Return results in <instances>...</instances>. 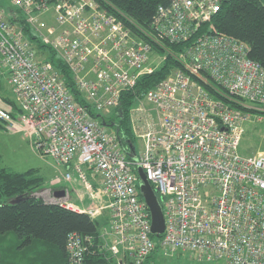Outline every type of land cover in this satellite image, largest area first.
Wrapping results in <instances>:
<instances>
[{"label":"built area","instance_id":"2783aa9c","mask_svg":"<svg viewBox=\"0 0 264 264\" xmlns=\"http://www.w3.org/2000/svg\"><path fill=\"white\" fill-rule=\"evenodd\" d=\"M219 5L159 3L137 33L103 0H0V91L9 92L0 94L2 126L22 131L42 156L64 164L63 178L74 172L83 182L89 203L56 202L106 223L114 264H141L156 245L198 260L264 264V152L238 149L244 122L264 120V67L247 54L246 42L209 30ZM180 42V65L130 107V121L143 118L145 128L129 156L117 130L105 131L113 121L103 114L164 60L165 43ZM48 50L85 102L67 88ZM137 165L161 199L164 229L157 235ZM86 238L67 233L66 264H84Z\"/></svg>","mask_w":264,"mask_h":264},{"label":"trees","instance_id":"16d2710c","mask_svg":"<svg viewBox=\"0 0 264 264\" xmlns=\"http://www.w3.org/2000/svg\"><path fill=\"white\" fill-rule=\"evenodd\" d=\"M168 2L169 0H103L107 8L115 11L137 33L140 28L149 26L157 5ZM207 24L212 25L209 30L224 32L246 42L247 54L264 67V0H220L219 8L211 15ZM164 45V60L151 72L141 74L133 89L121 93L120 101L110 119L117 122L113 127L125 149L136 138L132 131L129 110L137 95L154 85L173 67L180 65L174 55L177 49L182 48L183 43ZM46 52L73 96L85 102L66 65L50 50ZM209 83L212 84L210 80ZM205 86L211 90L210 84ZM236 105L244 107L239 103ZM35 181H39L38 177L30 176V172L0 168V235L12 232L18 237L19 243L28 242L29 250L32 249L29 254L34 260L33 263L66 264V236L68 232L75 230L87 237L84 264H114V258L103 244L97 218L85 211L57 202H47L41 196L29 193L30 189L26 188ZM157 197L160 202V197ZM157 247L158 245L141 264H150Z\"/></svg>","mask_w":264,"mask_h":264},{"label":"rangeland","instance_id":"374dc122","mask_svg":"<svg viewBox=\"0 0 264 264\" xmlns=\"http://www.w3.org/2000/svg\"><path fill=\"white\" fill-rule=\"evenodd\" d=\"M155 58V57H154ZM0 94L9 95L6 89H2ZM0 105L6 106L4 102L0 100ZM148 105V103L146 104ZM115 106L107 107L106 113L103 114L106 120H110L114 114ZM146 121L148 123L154 120L155 112L149 110L145 112ZM132 131L135 140L132 142L135 151L141 147V138L136 136L137 133L145 128L143 125V118L141 120L134 119ZM115 126V125H114ZM105 131H113L115 129L113 125H104ZM115 131V130H114ZM135 132V133H134ZM136 134V135H135ZM239 151L242 153H257L264 152V120L262 121H246L244 122V132L239 142ZM56 160L51 156H42L38 150L32 146L27 137L24 136L22 131H9L6 130L0 121V168L28 173L34 175L36 171L41 176L38 177V181H35L31 186L28 185L26 189H33L31 194H41V188L49 187L52 184V179H56L60 175V172L54 167L57 165ZM62 164V163H60ZM36 190V192H34ZM40 190V191H37ZM98 225H101L98 223ZM126 262V261H125ZM129 264V263H125ZM150 264H221L220 261H206L202 259H196L191 256L187 251H175L172 254L163 253L162 250H156L153 252L150 259Z\"/></svg>","mask_w":264,"mask_h":264},{"label":"crops","instance_id":"0c3cea01","mask_svg":"<svg viewBox=\"0 0 264 264\" xmlns=\"http://www.w3.org/2000/svg\"><path fill=\"white\" fill-rule=\"evenodd\" d=\"M133 126V123H131ZM55 160V159H54ZM57 163V162H56ZM54 167L60 172V175L56 179H52V184L49 187L41 188V197L47 202H56L58 199H65L78 205H85L90 202L89 194L84 187L83 182L72 172L70 179L63 178V173L66 171L64 164L57 163ZM9 170V169H8ZM34 175L30 173V176H41L36 171ZM42 178V176L40 177ZM41 182L40 180L38 183ZM93 184L95 187L98 184V180L94 178ZM33 189L28 192L31 193ZM40 191V190H37ZM36 192V190H34ZM100 228L103 244L110 240L111 236L106 232V223L99 216H95ZM103 235V236H102ZM104 237V238H103ZM30 247V246H29ZM28 242L19 243L18 237L12 232H7L0 235V264H36L33 263V259L29 250Z\"/></svg>","mask_w":264,"mask_h":264},{"label":"water","instance_id":"95a60500","mask_svg":"<svg viewBox=\"0 0 264 264\" xmlns=\"http://www.w3.org/2000/svg\"><path fill=\"white\" fill-rule=\"evenodd\" d=\"M105 123V122H103ZM130 150H128L129 156H134L133 145L129 143ZM136 172L139 178L138 188L145 200L150 215V229L154 234H159L164 229V216L163 211L156 195L154 188L150 181L146 177L143 168L140 165L136 166Z\"/></svg>","mask_w":264,"mask_h":264},{"label":"bare ground","instance_id":"6f19581e","mask_svg":"<svg viewBox=\"0 0 264 264\" xmlns=\"http://www.w3.org/2000/svg\"><path fill=\"white\" fill-rule=\"evenodd\" d=\"M113 121V120H112ZM114 121H113V125H114ZM130 149V146H129V148L127 149V152H128V150ZM133 151H135V149H134V147H133ZM128 154V153H127ZM135 170H136V168H135Z\"/></svg>","mask_w":264,"mask_h":264},{"label":"flooded vegetation","instance_id":"af4514ba","mask_svg":"<svg viewBox=\"0 0 264 264\" xmlns=\"http://www.w3.org/2000/svg\"><path fill=\"white\" fill-rule=\"evenodd\" d=\"M114 122H116L115 120H113ZM116 124H117V122H116ZM113 124H111V126H112Z\"/></svg>","mask_w":264,"mask_h":264}]
</instances>
